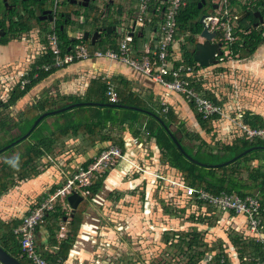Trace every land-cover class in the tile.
<instances>
[{"label": "trees", "instance_id": "1", "mask_svg": "<svg viewBox=\"0 0 264 264\" xmlns=\"http://www.w3.org/2000/svg\"><path fill=\"white\" fill-rule=\"evenodd\" d=\"M183 1L185 5L177 15L176 22L178 32L174 38L175 40L179 39L181 59L175 61L174 66L194 68V70L197 71L201 69V67L197 66L193 61V52L194 46L198 42L196 37L200 34L202 29L198 19L206 12V8L212 9L213 4L211 3V0H205V4L198 8L200 0ZM231 3H234V1L231 0ZM241 8L247 10L244 6ZM23 11L24 10L22 9L21 12ZM257 11L262 17L264 16L263 10L258 7H253L252 9L247 10L246 12H248V15L237 23V26L234 29V35L237 37V40L227 47L229 54L227 56H222L223 60L235 56L237 58H247L253 55L258 47L264 44L262 28H254L257 19L253 17V13ZM11 17L17 18L15 22H10L7 27L11 36H15L18 33H26L31 29V17L29 15H18L11 12ZM83 19L84 23H89L90 21L96 25L100 21V14L94 13L90 8H86L83 12ZM158 21V18H153L152 26H156ZM69 24H71L69 21L58 22L55 28L59 40L62 43L61 47L63 51L66 50L70 41L65 30L61 29V27H65V25L67 26ZM0 26L4 27V23H1ZM46 30L44 29L43 32ZM103 31L105 32L106 30L103 29L102 32ZM116 37L117 35L115 32H111L110 34L104 33L100 35V39L92 46L95 47L97 45L98 47L99 45V48L102 50L116 49L118 46L117 42H112V39H115ZM7 40H9L8 35L2 39V41ZM140 41L141 39L139 37H134L133 45L136 49H138ZM88 44L89 42L87 45ZM88 46L89 48L92 47L91 45ZM48 61V55H42L33 62L27 76L29 82L23 88H21L19 84H16L13 87L9 99L5 104L6 108L13 106L19 99L25 96L33 86L58 70H35L36 67H39ZM191 81L196 91L206 99L215 104L222 105L215 95L209 92L203 93L201 84L195 81L194 78L191 79ZM112 85V88H114L119 99L115 104L109 103L106 96L108 88L107 83L104 80L97 79L91 81L89 84L84 99L73 96L63 97L62 101L65 102L63 106H66L67 103L71 105L81 102H91L133 106L149 113L124 108L91 105L80 106L74 109L81 110L82 112L87 111L92 117L91 120L88 119L87 121H83L79 119V117H73L71 112L67 111L57 114L65 118L63 123H54L52 128H47L44 125L45 119L48 117L43 119L25 140L15 144L0 154V156H3L12 153L17 146H23V150L16 156L6 158L0 164V197L5 195L20 182L34 178L43 172L44 169H39L37 164L48 156H52L57 144H63L68 139H81L78 147L81 152H84L85 149L92 148L97 144L103 143L117 145L123 152L124 141L119 134H116V132L127 129L132 132L134 136L139 137L141 131L144 129L147 140H155L156 146L160 151L161 162L175 170L177 172V178L182 180L186 185L203 189L213 195H219L223 191L228 193L233 192L239 196L256 194L261 205L264 206V139L255 138L251 141L245 140L243 136L234 131L235 134L230 143L221 144L218 147H212L198 133L187 132L184 129L183 123L180 122L179 118L171 108H169L166 113H162L158 105H155L158 107L157 111L155 106L153 107V105H148L143 102L138 94L131 93V90L126 88V83H124V81H119L118 83L113 82ZM56 104V101L50 100L46 97L33 106L27 107L22 113L23 120L15 125L19 128L20 135L10 139L4 145L0 146V149L22 137L31 128L33 122L40 114L55 110ZM188 104L190 108L195 111L194 105L191 103ZM195 113L199 128L204 133L211 134L214 128V122L220 119L219 116H213L207 120H203L201 115L196 111ZM242 122L250 128H264V121L259 115L245 112L242 117ZM3 125L5 127L9 126L5 122L0 121V128H2ZM164 126H175V131H171L172 135L177 138V141L182 146L184 152L195 162L187 159L178 151ZM178 134L180 135L179 137L177 136ZM183 140H188L190 143L195 142V145H192L191 147L185 146L183 145ZM250 148H252V151L238 158L234 162L223 165L225 162ZM17 156L19 157L18 171L14 170L8 164L9 159H13ZM254 160L258 163L255 167L251 165ZM90 163L91 160L86 161L81 166L86 168ZM107 174L108 172H105L101 175L88 189V199L84 202L85 205L81 206V202L74 212H70L68 236H65L58 245L55 240V235L59 230V220L64 217L62 206L58 203L55 206V210L44 218V226L50 233L48 238L49 245L50 247L55 245L58 246L57 250L52 253L38 248L43 258L49 264L55 263L57 260H65L74 241L76 231L81 222L82 214L85 212L87 200L92 199L94 194L99 192L102 186V181ZM56 188V186H52L49 192H54ZM254 191H256V193H253ZM188 203L194 204L192 199H190ZM160 205L165 215H174V210H172L171 206H166L164 200H160ZM197 208L205 207L198 203ZM204 212H201V214H198L196 217H189L188 219L195 225L202 224L207 227H213L219 222L220 217L223 215V213L216 211L210 206H206ZM216 213L221 214V216L217 217ZM228 215L234 216L232 213H228ZM19 222L20 221L16 220L9 222H3L0 220V247L20 263L30 264L25 259L19 258L20 249L18 237L13 234V230L19 225ZM225 234L228 242L236 253L239 264H254L252 259L264 258V250H262L260 244L248 237L245 232L235 228H229ZM162 242L168 252L172 249H176L184 258H187V264H200L205 259L206 255L211 253L214 254L205 264L229 263V253L228 251L226 252L227 248L225 247V243L221 239H218L215 242L216 246L209 247L204 242L203 233L198 231L197 227H193L190 231H166L162 236ZM221 259L224 260V263H221Z\"/></svg>", "mask_w": 264, "mask_h": 264}, {"label": "crops", "instance_id": "2", "mask_svg": "<svg viewBox=\"0 0 264 264\" xmlns=\"http://www.w3.org/2000/svg\"><path fill=\"white\" fill-rule=\"evenodd\" d=\"M111 2L112 5L113 1ZM116 7L118 8L119 5H117ZM121 8L122 6H120V10ZM19 10L16 13L18 15L22 14L21 9ZM83 12H80L79 15L82 19H83ZM128 18L129 16H126V13H124L122 17L124 22L126 19L127 22H129L130 19L128 20ZM16 19L17 18H14V20ZM41 21L42 20H37V21L30 20V23L31 25L33 24V26H39L40 27L39 29L43 31L44 29L43 26L45 24L42 23ZM89 23L91 22L89 21ZM74 24L71 23L67 25L65 28L64 27L62 28L65 30L67 37L73 36L74 33L83 34L84 32H88L86 30L83 32L68 31L67 30L68 27L70 26L74 27ZM106 24H108L109 27L116 26L114 24V21L111 23L108 22ZM77 25L82 27L84 25H87V23L83 22L81 24L78 22ZM49 28L50 27H46L47 30H49ZM144 31H145L144 35L142 36V38H140L141 41L139 42V47L138 49H136L135 54L137 55L142 54V52L146 51L147 47H149L148 41L146 40L148 38L147 27H145ZM16 35H18V37L15 40H11V39L7 41L0 40V111L10 109L14 106H16V108H20L23 105L26 106L27 108L33 106L38 101L46 97L49 98L50 100L56 101L57 104L55 109L66 107L67 105L70 104L66 102L67 105L63 106L65 104V102L62 101L63 97L73 96L76 98L84 99L89 84L91 83V81L95 80L93 74L98 72L105 74L104 76L106 77H103L104 81L106 83L109 82L111 85L113 84V82L118 83L119 81L121 82L124 81V83H126V88L130 89L131 93L138 94L140 99L143 102L147 103L148 105H153V107L155 105H158L159 109H161V112L164 106H167L168 109L171 108L179 118L180 122L183 123V126L185 123L186 126L188 127L192 126L193 130H196L195 132H198L197 129L193 127V124L195 125V127H199L196 121V115H195L196 113L194 110L190 108L188 102L182 96L174 93L168 94L160 86L152 83L143 76L133 72L128 67L121 65L119 63L109 62L104 60L77 62L65 68L58 69L54 73L50 74L49 76L38 82L35 86H33L29 90V92L21 99H19L13 106H9L6 108L5 104L9 99L13 87L16 85L14 79L15 75L31 67L33 62L39 56H41L40 55L41 46L44 44L43 39L40 38L39 36L37 37L35 34L32 37L29 36L31 41L25 39L28 37L27 34L25 33H21V34L18 33ZM99 39L100 37L97 38V40ZM88 42L90 43L89 38L87 40V43ZM173 52L177 61L180 60L181 52L179 50V39L175 40L173 43ZM222 62L223 61H221V63ZM225 63H228L227 64L228 66H226L228 70L226 74L238 68L241 70V72H243L242 73L243 76H253L255 78L258 77L262 78L264 76V70H263L264 44L258 47L253 55L245 58L244 60H235L229 62L226 61L224 62V64ZM224 64L220 65L221 68H224L225 66ZM6 70L9 71L10 73L7 74L6 77H4L5 75L4 73ZM204 70L199 69L197 71L195 70L193 71L195 81L199 82L200 84H201L200 73H202V71ZM49 88H52L51 92H47V91H46L47 93L44 92ZM211 92L215 93V90H212ZM40 95H43V97L41 98ZM246 95L250 96L251 99H246L247 97H245V98H240L241 101L238 100L239 104H242L246 108L244 111H242L243 114L245 112L246 113L248 112L254 115H259L263 119L264 118L263 111L261 112L255 111V109L263 108L264 101H262V99H258L257 93L255 94L251 92ZM34 97L38 98V100L34 101L33 99ZM81 103H91V102H81ZM83 106H91V105H83ZM158 107L155 106L156 109ZM74 109L75 108L68 110L71 112L73 117L75 118L79 117V119L83 121H87L88 119L91 120L92 117L90 116V114H88L87 111L82 112L81 110H74ZM23 111L21 112V115ZM1 118L2 117H0V121L9 124L8 120H6L5 118L4 119ZM54 118L55 119L50 124L47 123V121H45L47 128H52L54 123L61 124L65 120L64 117L59 115L55 116ZM21 120H23V118L22 119L20 118L18 121L12 123L11 126L12 128H9L8 126L5 127L4 125L2 128H0L1 145H4L3 144L5 142L4 138L6 135L9 137L8 139H12L20 135L19 128L15 125L21 122ZM220 121L221 119L216 120L213 126H215V124L219 123ZM228 124L229 123L226 122V125L224 128H222V130H219V128H221V126L223 125L220 124L216 125V127L218 128L219 139L224 140L226 144L231 142V140L233 139V135L235 134L232 127H229ZM168 127L170 131L172 132L175 131V126H168ZM13 129H15L18 132V134L14 137H11L12 135L10 132ZM119 133H121L120 136L124 141L123 154L125 156V160L117 163L116 166L108 172V174L104 177L102 181L101 189L99 190V192L94 194L92 199H90V202L92 201V204L90 203L91 206L99 205L98 204L99 201L101 202L100 203L101 206H98L101 207L99 209V213H96L98 215L92 217L85 216L86 214H90L89 212L87 213L86 211L82 214L83 218L81 217V222L76 231L74 241L66 255L65 260L61 261V264H113L111 261L112 258H114V255H116L117 253L116 251L121 250V247H123V244L120 242L119 239L120 236H128V237L131 236V233L133 232L130 229L132 228L131 224H129L128 222H126V224L118 223L117 221H115L116 216L118 214L116 209L113 210L106 209L108 204L106 203V200H102L99 195L100 191L101 190L103 191V189H105L108 192V195L111 197L113 196L112 195L113 191L114 192L121 191V188H123L124 185L127 186L128 192L138 190L137 203L139 204L137 205L139 206L137 207L139 209L138 211L139 216L141 220L144 222V226L142 227V232L140 234L143 235L144 233V237L147 238L148 240H151V237L153 235H157L159 238H161V235L163 236V234L166 231H177L174 229L173 230L169 229V227L166 226L164 222L162 223L161 220L164 221L168 220V218L164 219L165 217L164 212H162L163 214L160 213L159 215H155L154 210L163 211L160 205L161 199L156 195V191L162 182L156 180L152 176L153 173H157L163 176L177 177V172L161 162L160 151L156 146L155 140L154 139L147 140L144 133V129L143 131H141L139 137L134 136L132 132L128 131L127 129H124L123 131H119ZM177 136L179 137L180 135L178 134ZM201 137L204 138L205 140H208L203 135ZM133 139L137 140L136 144L133 143ZM147 142L151 143L150 147H147L148 144ZM185 142L188 143V140H183V145L188 146ZM100 146L101 145H98V149H96V151L99 152V150L102 148ZM212 147L215 146L213 145ZM92 148H88V149H92ZM82 153H86V151ZM50 158L51 156H48L46 159H50ZM4 159H5V155L0 156V164ZM65 160H68V157L65 158ZM253 162H256V165H254V167L258 165L256 160H254ZM134 164L144 169L145 172H139L138 170H136L134 167H132ZM43 169L44 171L41 172L36 177L26 180L24 182H20L9 192H7L5 195L0 197V220H2L3 222H9L12 220L20 221V219L27 213V211L32 207V205L37 203L45 193L51 190L52 186H56V187L58 186L57 184L60 175L59 170H57L55 167L52 166L49 167L45 166V168ZM98 178L99 177H97V179ZM118 199L119 198H116V200ZM176 204L177 205L173 207L175 208L174 210H176V208L184 207L182 205L183 202L177 201ZM185 204H189V203L186 202ZM263 207L264 206L262 205V208ZM197 210L198 212H204V209L202 210L201 208H197ZM100 216L102 217L105 216V218H107L106 225L100 224L101 221ZM166 216L171 217L172 219L178 218V216L177 217L175 216V213L173 216H168V215ZM89 217L91 219L87 220V218ZM225 221H227L228 225L230 226L227 227V229L235 228L247 234L246 219L243 216H230L227 214H223L221 217V222L223 223ZM112 222H117V223H115V225L112 226L110 225L112 224ZM44 225L45 223L44 224L42 223V225H40V227L36 231L37 246L39 249L43 251H48L49 253H52L57 250L58 246L55 245L53 247H50L48 242L50 233L48 232L47 228ZM198 225H202V224H198ZM65 226H66V230L65 231L62 230L65 232V234L59 231L55 235V240L57 242V245L65 238V236H68L67 234L69 233V224H66ZM112 227L114 230L112 229ZM201 227H203L204 231H208V229L212 228L203 225ZM213 232L217 235L216 238L221 239L225 243V247L227 248L226 251H228L229 253V259H228L229 264H239V261L236 257V253L233 247L231 246V244L228 242L225 232L224 231H222L221 233H218V231H213ZM60 234L62 236H60ZM213 254L214 253L207 254L205 259L200 264H205Z\"/></svg>", "mask_w": 264, "mask_h": 264}, {"label": "built area", "instance_id": "3", "mask_svg": "<svg viewBox=\"0 0 264 264\" xmlns=\"http://www.w3.org/2000/svg\"><path fill=\"white\" fill-rule=\"evenodd\" d=\"M52 1L54 6L59 3V0ZM233 1L234 3H231V0H213L211 3L214 7L206 12V17L203 20L208 31L215 33L212 42L221 45L222 55H214L219 63L224 61L222 56L229 54L227 47L237 40L234 29L237 23L243 19L242 14L253 7L264 11V0ZM184 5L183 0H136L133 19L128 24L121 22L115 28V33L120 39L116 49L89 48L87 42L82 38L83 34L75 33L73 36H68L70 43L63 51L62 43L55 31L56 25L52 21L49 30L43 33L44 44L41 46L40 52L41 56L48 55L49 61L36 67L35 70L61 69L84 61L104 60L119 63L157 84L166 93L182 96L188 103L194 105L195 111L201 115L203 120L213 116H219L222 119L224 116L223 107L206 99L192 85L194 68L174 66V62L177 61L173 52L174 38L178 32L176 18ZM243 6L247 10L241 8ZM155 17L159 21L156 26H152ZM78 20L82 21L83 19L79 17ZM145 27L148 29L146 40L149 47L142 54L137 55L133 45L134 37L142 38ZM254 28H262L264 37V16L262 22ZM29 70L30 68L17 73L15 84H19L23 88L29 82L27 79ZM107 86L106 96L109 103H117L119 100L117 93L109 82H107ZM167 111V106H164L162 112L166 113ZM242 117L243 113L240 112L235 119H229V122L233 123L232 129L243 136L245 140L264 139V129L250 128L242 122ZM133 143L136 144L137 140L133 139ZM124 160L125 156L121 148L114 144H108L100 149L86 168L79 167L66 179L61 188H56L52 193H45L37 203L32 205L20 219L19 225L13 230V234L18 237L19 258L25 259L30 264H49L39 252L36 242V231L44 223V218L55 210V206L60 200L65 201L59 203L62 206V212L64 214L71 212L66 202L69 195L77 193L83 200L88 199V189L97 177L109 172L117 163ZM135 169L145 172L144 169L136 165ZM152 176L162 182L156 195L164 200L166 206L175 207L177 201L186 203L192 199L193 206L196 208L200 203L205 207L201 208L202 210H205L206 206H210L223 214L232 213L234 216H243L246 219L248 237L260 244L264 250V209L256 194L239 196L233 192L223 191L219 195H213L203 189L188 186L177 177L163 176L157 173H153ZM61 230H64V227H61ZM252 261L254 264H264V258L252 259ZM221 263H224L223 259H221ZM52 264H61V261L57 260Z\"/></svg>", "mask_w": 264, "mask_h": 264}, {"label": "rangeland", "instance_id": "4", "mask_svg": "<svg viewBox=\"0 0 264 264\" xmlns=\"http://www.w3.org/2000/svg\"><path fill=\"white\" fill-rule=\"evenodd\" d=\"M62 1L63 0H59V3H58L59 5L57 7V10L59 12L68 8V7L63 8V6H61ZM97 1H98L97 5L102 6V8L108 2L107 0H97ZM110 1H112V0H110ZM212 1L213 0H211V2ZM113 2L115 5V8L117 5L122 6V14H124V13H127L126 12L127 9L129 7H131L130 4L132 3V0L131 1L113 0ZM50 3L52 6L53 1L51 0ZM208 10L210 11L211 9L206 8V12ZM206 12L204 13L205 15H206ZM129 18H130V16H129ZM122 21L124 22V20H122ZM78 22L82 24L84 22V19L82 21L76 20L74 27L70 26V27H68L67 30L70 32H76V31H78V32L82 31L83 32L86 30L92 36L94 31L98 27H100L102 24L106 25L105 20L100 21L101 25L100 24L95 25L93 23H87V25H84L82 27L77 25ZM124 23L128 24L127 19L125 20ZM127 24H124V25H127ZM47 27H51V24H48ZM39 37L43 39V31L40 33ZM26 39L30 40V37H27ZM112 40H113L112 41L113 43L117 42V44L120 41L118 35L115 39H112ZM181 40H182V38H181ZM196 40L198 42L202 41V39H200L198 36L196 37ZM182 42H183V40H182ZM88 45H90V43ZM91 48L92 49H101V48H99V45H98V47L96 45L95 47L92 46ZM244 59L245 58L232 57V58H228V59L224 60L222 63L218 62L216 64L210 65L207 68H201L202 70L205 69L204 71H202V73H200L201 74L200 82L202 85L201 87L203 89V93L209 92V93L215 95V97L217 98L218 101H220L221 104L223 103L224 106L223 105H221V106L223 107L222 109L224 111V116L219 123L215 124L211 134L204 133L199 127H195L194 124H193V127L196 128L198 132H195L196 130H193L192 126L191 127L186 126L185 123H184V129L189 133H199L201 136L203 135L208 140H205L204 138L203 139L207 143H209L211 146L214 145V146L218 147L221 144H226V142L224 140L219 139L218 128L216 127V125H218V124L223 125V126H221V128H219V130H222V128L225 127L226 122H228L229 127L233 128V123H230L229 121L235 119L236 115L238 113H240L246 109L242 104H239V101H241L240 98L247 97L246 99H251V97L247 96L246 94L252 92L255 94L257 93L258 99H262V101H264V76L262 78H260V77L255 78L253 76H243L242 75L243 72H241V70L238 68H236V70H234V71L232 70L228 74H226V72L228 71L226 68V66H228L227 65L228 63L224 64V62L235 61V60H244ZM221 64L225 65L224 68H221V66H220ZM263 70H264V67H263ZM9 73L10 72L6 70L4 73L5 74L4 77H6L7 74H9ZM104 75L105 74L96 72L95 74H93V77L95 78V80H97V79L104 80L103 77H106ZM15 76H17V75H15ZM51 90H52V88H49L48 90H45L44 92H46V91L51 92ZM212 90H215V93L217 95L215 93H212L211 92ZM43 95H40L41 98L43 97ZM33 99H34V101L38 100V98H36V97H34ZM25 108H26V106L23 105L20 108H16V106H14L10 109L1 110L0 111V117H2L1 119L5 118L6 120H8L9 121L8 127L12 128L11 127L12 123L18 121L20 118L22 119L23 116L21 115V112ZM255 111H260V112L263 111V113H264V107L261 109L256 108ZM54 117L55 116H49L45 121H47V123L50 124L55 119ZM44 126L47 127L46 123ZM233 131H235V130H233ZM10 133L12 135L11 137H14L18 134V132L15 129H13ZM116 134L121 135V133H119V132H116ZM8 138L9 137L6 135L4 138L5 142L3 144H5L7 141L10 140ZM80 142H81V139H71V140L68 139L63 144L62 143L57 144L51 158L50 159H44L40 163L37 164L39 169H42L45 166H47V167L52 166V167H55L57 170H59L60 175H59V179H58L57 188H61L65 184L66 179L68 177H70L71 174L74 173V170L76 171L79 167H81L82 163H84L85 161L90 160V159L92 160L97 155L98 151H96V149H98V145H101L100 147L103 148L109 144V143H103V144H97L96 143L97 145H95L94 148L85 149L84 151H86V153H82L81 150L78 149ZM147 143H148L147 147H150L151 143L150 142H147ZM185 143L190 147H191V145H195V142L190 143L188 141V143L187 142H185ZM0 146H2V145L0 144ZM22 150H23V146H21V145L17 146L15 148L14 152L8 153L5 155V159L12 157V156H16ZM67 157H68V160H65V158H67ZM135 165L136 164H134V168H135ZM251 165L252 166L256 165V162H253ZM137 192H138V190L128 192L127 186L124 185L123 188H121V191H115V192L113 191L112 197L108 195V192L105 189H103V191L101 190L99 193L100 198L102 200H106V203L108 204L107 208L106 207H104V208H106L107 210L116 209V211L118 212L115 221H117L118 223H121V224H126V222H128L132 226V228H130L131 231H133L131 233V236H129V237L128 236H120L119 239H120V242L123 244V247H121V250L116 251L117 253H116V255H114V258H112L111 262L113 264H157V263L158 264H187L186 263L187 258H184L183 255L179 251H177L176 249H172L170 252H168V250H166L165 245L162 242V235H161V238H159L157 235H153L151 237V240H148L147 238L144 237V233H143V235L140 234L142 232V227L144 226V222L141 220V218L139 216V212H138L139 209L137 206H139V205H137V204H139V203H137V200H138V196H137L138 193ZM117 193H119V194H117ZM253 193H256V191H254ZM116 198H119V199L116 200ZM96 201H99V200H96ZM61 202H65V201L60 200L59 203H61ZM84 202H86V200L82 201L81 206L85 205ZM90 203L92 204V201L90 202V200H87V206L85 208V211L87 213L89 212L90 214H86L85 216H91L92 217V216L98 215L96 213H99V209L101 207H98V206H101L100 205L101 202L99 201V203H98L99 205H93V206H91ZM182 205L184 206L183 208H176V210H174L175 208L172 207V210H174L173 213H175V216L176 217L178 216V218L172 219L171 217H167L165 215L164 219L168 218V220H165V221L161 220L162 223L164 222V224L166 226H168L169 229H171V230L174 229L177 231L178 230L179 231H190L193 227H197V230L201 231L203 233L204 242L209 247L210 246H216L215 242L218 240V238H216L217 235L213 231H218V233H221L222 231H224L226 233V231L228 230L227 227H230L228 225V222L225 221L222 223L221 222V217H222L221 214L216 213L217 217L221 216L219 219V222L215 226H213L211 229H208V231H204L203 227H201L202 225H198V224L194 225L191 222V220L186 221V219H188L189 217H192V216L196 217L198 214H201V212H198L197 208L195 209V206H193V204H191V203H189V204L183 203ZM179 210H182V212ZM154 212H155V215H159L163 211H159V210L155 211L154 210ZM69 215H70V212L65 213L63 219L60 218L59 223H58V225H59L58 232L60 231L61 233L63 232V234H65V232H64L66 230L65 225L69 224V221H70ZM100 217H101L100 218L101 219L100 224L106 225L107 224V218H105V216H103V217L100 216ZM82 218H83V215H82ZM89 219H91V218L90 217L87 218V220H89ZM66 221H67V223H66ZM117 222H112V224H110V225L114 226L115 223H117ZM203 226H206V225H203ZM61 227H64V231L61 230ZM112 229H113V227H112ZM212 229H214V230H212ZM60 236H62V235L60 234Z\"/></svg>", "mask_w": 264, "mask_h": 264}, {"label": "water", "instance_id": "5", "mask_svg": "<svg viewBox=\"0 0 264 264\" xmlns=\"http://www.w3.org/2000/svg\"><path fill=\"white\" fill-rule=\"evenodd\" d=\"M22 1H27V0H22ZM0 2L4 5V7L7 5V0H0ZM84 4L82 5L83 7H87L89 0H83ZM203 4H205V0H200L198 3V8H200ZM45 13V12H44ZM244 18L245 16L248 15V12H245L242 14ZM206 15L203 14L200 16L198 19L199 24L202 26L201 32L199 34V37L203 39L202 42H197L194 46V52H193V61L198 64L199 67L201 68H207L210 65L216 64L217 60L214 58V55L217 54L219 56L222 55V50L220 48L219 43H214L212 42L215 33L209 32L207 29L206 23L203 21L205 19ZM253 17L257 19V22L254 24V27H257L259 23L262 22V17L259 14V12L253 13ZM43 20V19H39ZM50 22H52V19H49ZM62 29V27H61ZM115 27H108L106 29V34H110L111 30L114 31ZM4 30L0 29V36H3ZM75 34V33H74ZM73 34V35H74ZM99 32L95 31L90 39V44L94 45L95 42L97 41V38H99ZM82 38L84 41H87L89 38V32H84L82 35ZM83 105H96V106H105V107H115V108H124V109H130L138 112H146L142 109L135 108V107H130V106H124V105H112V104H100V103H76V104H71L67 105L66 107L55 109L49 112H45L40 114L37 119L33 122L31 128L19 139L14 141L13 143L3 147L0 149V154L4 152L5 150L9 149L10 147L14 146L15 144L20 143L21 141L25 140L31 133L32 131L36 128V126L46 117L57 115L63 112H66L68 110H71L73 108L83 106ZM163 124V123H162ZM165 130L168 132L170 138L172 139L173 143L175 144L176 148L178 151L184 155L187 159L194 161L191 157H189L183 150L182 146L180 143H178L177 138L172 135L169 127H165ZM252 151V148L243 151L242 153L238 154L237 156L233 157L231 160L225 162L223 165H227L228 163L234 162L238 158L242 157L243 155L247 154L248 152ZM195 162V161H194ZM202 165V164H201ZM220 166V165H217ZM83 201V198L78 195L77 193H73L69 195L66 199V202L71 210V212H74L78 205ZM0 264H22L20 263L17 259L9 255L7 252H5L1 247H0Z\"/></svg>", "mask_w": 264, "mask_h": 264}, {"label": "flooded vegetation", "instance_id": "6", "mask_svg": "<svg viewBox=\"0 0 264 264\" xmlns=\"http://www.w3.org/2000/svg\"><path fill=\"white\" fill-rule=\"evenodd\" d=\"M50 1L51 0H27V1L7 0V5L5 7L0 2V24L4 23V27L0 26V29L4 30V34L3 36H0V40L4 39V37L7 35H8V38L11 40H15L18 37V35L11 36V34L7 30L8 29L7 27L9 26L10 22H15L14 17H11V12L17 13L19 9L21 10L23 9L24 11L22 12V15L23 14L29 15L31 17V20L33 21L43 19L41 22L45 24L43 26L44 29H46L48 24L51 23L49 19H52L55 25L58 22H63V21L64 22L69 21L70 23L74 24L75 21L78 20L80 17L77 14H80V12H83V10L86 8H90L93 10L94 13L100 14V21L105 20L106 21L105 23H108V22L111 23L114 21V23L117 22L118 24H120L121 22H123L122 21L123 19L121 18L123 17L122 8L121 10H120V6L118 8L117 7L115 8L114 2L111 5L112 2L110 0H107L108 2L103 6V8L102 6L100 7V5H97V2H98L97 0H89L87 7L82 6L84 4L83 0H63L61 2V6H63V8L65 7H68V8L60 12L57 10V7L59 4H57L56 6L52 4L51 6ZM128 1H131V0H128ZM135 5H136V0H132V3L130 4L131 7H129L126 11L127 12L126 14L130 16L129 18L130 20L133 19V16L135 14ZM117 23H115L116 26H113V27L116 28ZM102 25L95 30L99 32V35H102L104 33L106 34V31L102 32V30L103 29L106 30L107 27H109V25L107 26L106 25L102 26ZM39 28H40L39 26H33L32 24L31 29L25 34H27L28 37L29 36L32 37L34 34L38 37L40 33L42 32ZM91 37H92L91 34H89V39H91ZM27 40L29 41V39Z\"/></svg>", "mask_w": 264, "mask_h": 264}, {"label": "clouds", "instance_id": "7", "mask_svg": "<svg viewBox=\"0 0 264 264\" xmlns=\"http://www.w3.org/2000/svg\"><path fill=\"white\" fill-rule=\"evenodd\" d=\"M217 60V59H216ZM218 63V62H217ZM8 164L14 169V170H19V157H15L13 159L8 160Z\"/></svg>", "mask_w": 264, "mask_h": 264}]
</instances>
